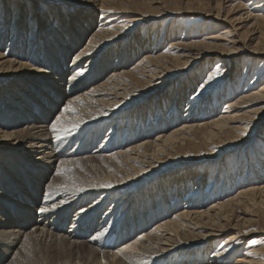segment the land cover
Masks as SVG:
<instances>
[{
    "label": "bare ground",
    "instance_id": "obj_1",
    "mask_svg": "<svg viewBox=\"0 0 264 264\" xmlns=\"http://www.w3.org/2000/svg\"><path fill=\"white\" fill-rule=\"evenodd\" d=\"M74 1L82 7V10L81 12L74 10L72 17L60 18L61 27L58 23L54 25L48 16L42 17L45 19L37 18L38 28H34L29 34L25 51L21 46L25 26L21 24L18 17L12 20L13 23L9 27L0 21V79L11 80L9 85L15 86L13 89H9L7 86L8 91L13 95H16V92L29 94V90L34 91L38 87H42L44 83L46 87L54 91L47 107L41 108V110L40 107L32 105L24 94L19 93L25 97L22 110H25L27 114L21 118L13 113L11 119L3 122L10 130H1L0 171L8 175L7 167L12 164L11 160H13V163L19 166L21 171L27 170V176H29V172H33L37 181L47 179L49 176L59 175L61 178L57 182L49 180L43 186L45 191L43 198L34 200V207L31 206V209L21 208L10 215L4 214V219L0 221V233L4 234L0 237V264L6 261L7 264H17L18 254L13 251L16 245L20 250L46 246L51 251L74 252L77 256V263L83 262V264L85 257L80 255L83 251L97 264H183L178 262L181 258L177 256L188 254V251L194 255L197 253L196 248L187 251L188 247L200 245L199 242H203L207 246L211 238L219 236L218 232L225 230H231L232 233L228 236L235 238L242 227L259 223L260 217L264 219V183L259 184L264 180L263 177L251 179L249 186L242 188L235 196L213 205H207L205 197L200 203L193 202L199 197L200 185H203L206 180L202 173L193 179L195 187L193 190L189 183L185 182L159 193L156 197H152V195L142 199V194L134 196L135 192L129 189L134 181L132 180L133 175L137 171L140 173L148 166H154L153 163L158 164L160 160H163L160 159V154L167 158H174L183 149H189L196 156H200L201 153H204L199 150L200 148H206V150L211 148L205 154V157L210 160L220 156L227 146H235L240 142L246 143L249 137L256 132V128L258 129L264 122V83L256 88L257 84H252V80L248 87L239 89L241 90L239 97L226 102L222 111H218L219 99L215 97L214 101L216 102L212 103L214 109L209 106L207 111L210 113L205 116L193 113V110L198 108L197 102L192 103L189 113L181 115L179 109L181 92L174 91L170 104L172 109L167 111V115H160L156 121L160 126L158 129L161 130L159 134L155 135L156 132H159V130L155 131L156 124L140 122L132 126V122L128 121V123H124L125 126L119 133L116 128H110L103 135L101 141H98L99 136L97 135L113 118L119 119L120 107L126 102L132 103L142 93L165 83H171L174 76L186 72L197 61L215 58L218 63L220 61L228 66V62L236 60L237 57L241 58L244 53L248 54L250 62L252 58L264 60V16L255 15L253 17L252 12H249L250 16L247 15V18L253 22L245 30L240 31L242 27L237 25L242 24L246 19L244 20L241 16L221 18L218 10L213 18L225 24L223 32L205 35L206 37L197 39L198 41L195 42L182 40L180 53L174 48L175 43H171L169 47L163 49L161 37L157 43L153 42V39L146 40L147 43L140 49L137 47L136 50H131V48L125 50L129 51L130 57L139 54L140 57L143 53H149L150 55H143L145 60H142L136 67L133 66L134 68L127 70L128 68L122 67L123 56L119 54L117 63L111 65L110 72L103 81L92 85L94 80L101 78L103 66L107 61L105 52L99 54L101 52L99 50L103 48V45L120 41L123 38L122 43H126L127 36L138 24L143 22V15L134 13V16L129 19L130 23L120 24V27H117L118 30H115L110 24L116 19L125 17L122 14L131 13L128 11V7L138 11L140 6H145L146 3L144 0ZM170 1L174 10H195L192 8L195 4L192 5L190 2L185 3L184 1L183 4V0ZM199 1L196 4L198 8L206 9L208 7L207 1ZM260 1L264 2V0ZM6 7L4 5L2 11L0 8L1 19L8 13L10 7L7 5ZM148 7L147 9L151 12L148 13H157V9ZM110 8L112 15L105 16ZM188 12L190 11L188 10ZM95 14L99 15V19L94 24L89 17ZM69 22L73 23L75 34L80 35L74 34L70 29ZM29 27L30 25L27 28ZM227 32L232 35L226 34ZM257 32L260 33L259 39L252 44V40H254L252 36ZM6 36L10 42L4 49L3 37ZM11 44H13V48ZM72 44L76 46L85 44V46L73 55L67 66L63 67L62 62L72 52ZM27 51H31V55ZM48 52H53L56 55V60H54L56 69L53 67L50 71L47 69V66L50 65ZM155 52L160 53L152 57ZM102 56H104L103 61L98 65ZM84 61H87V67L95 61L97 64L95 66H92L95 63L91 64L88 71L85 70V72L83 69L84 72L81 73L80 68L82 69ZM93 67L100 69V73L93 74ZM261 71L253 76L255 83L259 80L257 76L261 74ZM65 75H68L69 85L65 88L55 87L62 86L61 82ZM192 95L191 93L189 96ZM191 99L194 100L195 97ZM186 101L191 103L188 98ZM70 102L71 108L64 111L65 106ZM187 106V108L190 107ZM241 107L246 109L239 114L237 109ZM218 112L219 116H217ZM58 116L61 117V121L58 130L53 132L51 124ZM144 124V128H141L140 126ZM73 125L76 126L73 127ZM152 132L154 137H149ZM240 132L246 134L240 136ZM85 133L86 135H84ZM133 133L134 135H132ZM262 134L264 135L260 132V135ZM81 137H83L82 140H80ZM76 139L79 140L76 141ZM214 139L224 148L212 149L211 146H215ZM79 143L85 144L81 147L82 149L92 145L95 146V149L90 154H84L90 149L80 151ZM124 143L126 144L124 145ZM71 144L74 146L70 149ZM91 154L104 162L103 173L89 177L84 176L78 168L76 169L79 172L71 169L78 165L79 157L76 155L87 158ZM258 154L255 156L256 161L259 158ZM201 158L203 157L201 156ZM146 159H149V162ZM186 160L190 161L191 157H187ZM71 163H73L72 167ZM261 164L264 162L262 161ZM58 169L62 171L58 173ZM261 169L264 171V166ZM258 174L255 173V177L259 176ZM210 182L206 187L205 194L210 193L215 185L213 180ZM105 183H110L111 187L99 186ZM16 185L23 187L21 183ZM94 185L96 186L94 187ZM209 187L210 190H208ZM96 195L99 197L91 203L76 208L80 202H86ZM0 198H5V194L0 192ZM107 200H110L111 204L98 217L99 208ZM168 201L171 203L168 204ZM178 202L183 204L180 212L175 213L172 217L158 216L160 212L172 210L171 206ZM152 207L154 208L152 209ZM40 208H45L47 211L40 212ZM73 208H75L74 211H72ZM238 210L243 215L252 212V214H256L257 218L254 216L256 219L253 221L251 217H239L234 214ZM144 212H147L145 217L143 216ZM31 213L34 215H30ZM217 217L220 219L217 220ZM66 222L69 223L67 229L64 228ZM9 224L10 228L7 227ZM148 225L150 226L146 229L147 232L144 231L140 234L145 236V239L140 241L135 236H138L139 232ZM112 226L115 227L111 228ZM117 227H119L118 231H116ZM240 244L242 243L240 242ZM230 247L229 244L222 245L218 250H213L209 257L212 259L209 262L215 264H262L264 255L256 258L250 253L238 255V258L232 261L228 258L230 257V249H228ZM168 255L170 258L164 263L167 259H163V257ZM54 258L58 260L56 255ZM197 258V261L208 262L201 259L200 256ZM192 259L194 258L190 259V263L195 262Z\"/></svg>",
    "mask_w": 264,
    "mask_h": 264
},
{
    "label": "rangeland",
    "instance_id": "obj_2",
    "mask_svg": "<svg viewBox=\"0 0 264 264\" xmlns=\"http://www.w3.org/2000/svg\"><path fill=\"white\" fill-rule=\"evenodd\" d=\"M150 1L144 0V2L146 3L145 5L146 8L145 6H140L138 11L137 9H132L128 7L127 9L128 11H131V13L122 14L125 17L112 21V24H110L112 25L111 27L115 28V30H118L117 27H120V24L130 23L129 19L132 18V16H134V13H139L141 16L143 15L142 16L143 22L138 24L136 28L134 29L132 28L133 31L127 36L126 43L124 44L122 43V41L124 40L123 38L120 41H115L112 43L109 42L105 44V46L103 45L102 46L103 48L101 47L102 49L99 50L101 51L99 52V54L105 52L104 54H106L107 56L106 55L104 56H106L105 58L107 61L103 66L101 78L94 80L92 82V85H95L103 81L104 77H106L109 74L111 65H113V63H117L119 54L123 56L121 62L123 68L126 69L128 68L127 70H130L131 68L136 67V65H139V63H141L142 60L146 59L145 56L147 53H143V55L145 56L141 55L139 57L140 55L139 54V55H135L134 57H130L129 51L127 52L125 50L128 48H131V50L132 49L136 50L137 47L140 49L141 47H143V45H145V43H147L146 40L151 41V39H153V42L157 43L160 41L159 37H161V39L163 40L162 41V45L164 47L163 49L169 47L171 43H175L174 48L176 49L177 52L180 53L181 45L183 41L187 42L189 40L195 42L208 36V34L215 35L218 34L219 31L223 32L225 29L224 28L225 24L213 18L215 14H217L218 10L220 11L219 15L221 16V18H224V16L232 17V18L241 16L244 18V20L246 19L242 24L237 25L242 27L240 31L245 30L248 26H250V23L253 22L252 20L247 18L248 17L247 15L250 16L251 12L253 17L255 15L264 16V12H263L264 2H261L260 0H219V1L203 0L205 2L207 1L209 4V5L207 4L208 7H206V9L198 8V5L196 4L200 2L199 0H195V1L191 0L192 2L194 1L193 3L190 0H183V4L184 1L185 3L190 2L192 5L195 4L192 7L195 10L192 11V9H188L190 12H188V10L186 9L185 10L175 9L176 10L175 11L174 8H172L173 6L170 0H158V1L152 0L153 2ZM201 3L203 2L201 1ZM147 4L148 6H150V8L153 7L154 9H157L158 10V11L156 10L157 13L150 14L151 12L147 9L148 7ZM4 5L5 8H7L6 5L9 6L10 8L8 10L7 15L3 16L2 19L0 18V21L4 23L6 27H9V25L13 23L12 20L18 17L21 24L25 26L23 29L24 36L22 38L23 42L21 45L24 51L26 49L25 45H26V40L29 37V34L32 33L34 28L35 29L38 28L37 25L38 17L42 18L44 15L48 16V18H50L51 21L54 22V25L55 23H58L59 27H61V24H59L61 19H64L67 16L72 17L74 10H77L78 12H81L82 10V7L79 6L77 2H75L74 0H69V1L68 0H0V8H2L1 11L4 10L3 9ZM141 11L143 12L141 13ZM107 12L105 16L112 15V13L110 14V12H112L111 8L108 9ZM207 13L208 16H206ZM17 14L19 15L17 16ZM89 19L92 21V23L95 24L99 19V15L95 14L94 16H90ZM29 25L30 27L27 28ZM69 25H70V29L75 34L76 31L72 27L73 23L69 22ZM29 29L32 30L29 31ZM226 34L229 33L227 32ZM259 34L260 33L257 32L252 36L254 39L252 40V44H254L259 39L260 36ZM75 35L77 36L80 34L76 33ZM3 42H4L3 47L5 49V47H8V45L6 44L9 43L10 40L6 36L3 37ZM11 45L13 48V44ZM84 46L85 44H81L79 46L72 44V52L69 53L66 59L62 62L63 67L64 65L67 66L70 63L71 59L73 58V55L77 53L79 50H81ZM16 52L18 53V51ZM27 52L28 54H30L31 51H27ZM160 52H155L152 57L157 56ZM147 55L150 54L148 53ZM247 55L248 54L246 53H244L242 56L240 55L241 58L237 57L236 60L232 62H228L227 63L228 66H225V64L220 61L218 63V61L215 58H214L215 61L214 59L211 60L206 58L203 61H197L193 66L188 68L186 72H182L181 74L174 76L171 79L172 81L171 83H165L157 88L154 87L148 92L142 93V95L139 98H137L135 101L132 100L133 101L132 103L126 102L124 105H122L120 107L121 114L119 116V119L115 120L113 118L112 121H110L101 130V132L97 134L99 136L98 141L99 140L101 141L103 139L104 137L103 135L107 133V131H109L110 128H116V131H118L119 133L121 129L125 126L124 123H128V121L132 122V126L137 125V123L140 122H145V124L146 122H148L152 125L156 124L157 129L155 131L159 130V132H156L155 135L159 134L161 130L158 129L160 128V126L158 125V123H156V121L160 117V115L162 114L167 115V111L169 112V110L172 109V105L170 104L172 102L174 91L181 92V101L179 105L181 115L183 113L184 114L189 113L191 110L192 103L197 102L196 105L198 106V108H196L195 111L193 110V113H196L198 115L200 114L201 116L202 115L205 116L210 113L207 111L209 110L208 108L209 106H211V108L214 109L212 105L216 102L214 101L216 100V98L219 99L218 100L219 105L217 109L218 111H222L223 106L226 105V102L229 100H235L237 97H239L240 95L239 93H241V90L239 89L248 87L252 80H253L252 84L254 85L257 84L255 85L256 88H258L260 85H262V83H264V60L260 61V60H254L255 58H252L250 62L249 61L250 58ZM104 56H102L99 59L98 65L103 61ZM48 60L50 62V65L47 66V69L49 71L52 70L53 67L54 69H56V65L54 61L56 60L55 53L48 52ZM82 64H83L81 66L82 69L80 68L81 73H83L85 70L88 71V69H90L91 64H94L92 66H95L97 64V61L91 63L88 66L89 68L87 67V61H84V63ZM247 67H249V69H247ZM246 69L247 71L245 72ZM99 70L100 69H95V67L92 68L93 74H99L100 73ZM260 70H262L261 74L257 76V79H259L260 81L257 80L255 83L254 82L255 79H253L254 78L253 76H255V74ZM210 75L213 76L211 80H209ZM10 81L11 80L0 79V121L2 123L0 125V136L2 134L1 130H10L9 127L6 126L3 122H6L9 118L11 119L12 118L11 114L16 113V115H18L21 118L25 116V114H27L25 110H22L23 108L22 104L24 101L23 99H25V97H23L21 94L24 93L16 92V95L10 93L7 89V86L9 89L15 88L14 85L11 86L9 85ZM61 84L62 86H55V87L65 88L67 87V85H69L68 75L64 76V79H62ZM53 92L54 91L51 88L46 87L44 83L42 87H38L34 91L29 90V94H24V96L28 98V101H30L32 105L36 107H40L41 110V108L47 107L48 102L51 100L53 96ZM191 93L193 95L189 96ZM190 97L191 98L195 97L196 101L195 99L192 100ZM187 98L189 102L191 100V103H188L186 101ZM187 105H189L190 107L187 108L188 107ZM245 109H246L245 107H241L237 110L239 114H241L244 112ZM184 110H186L187 112ZM217 116H219V112ZM145 124L140 127L144 128ZM260 132L264 133V122L262 126H260L258 129L256 128V132L252 134L251 137H249V140H247L246 143L240 142L238 145L236 144L235 146L234 145L227 146L225 147L226 149L223 151V153L220 154V156L214 157L213 159L210 160L207 157H205V154H207V151L211 148H208L207 150L206 148L205 149L200 148L199 150L201 152H204L201 153L200 156H196L194 152H191L189 149H183L182 152L177 153L176 154L177 157L174 158L172 157L167 158L165 155L160 154L159 157H161L160 159L163 160H160L158 164L153 163V165L155 164L156 166L155 165L148 166L146 169L141 170L140 173H138L137 171L135 175H133L132 180L134 181H132V184L130 185L129 189H131L132 192H135L134 196L142 194V199L146 197L148 198L152 195H153L152 197H156V195H159V193L169 190L173 186L185 182H188L190 188L193 190L195 188L193 179L196 178L197 175L202 173L205 176L206 180L203 185H200V193H198L199 197L197 198V200H193V202L196 201V203L198 202L200 203L201 201H203L204 197H205V201H207V205H213L215 203H218L219 201L220 202L225 201L228 198H231L235 196L237 193H239V191H241L242 188L249 186V184L251 183V179L254 178L257 179L261 177H263L264 179V171L261 169L264 166V164H261L262 161L264 162V151H263L264 135L263 134L260 135ZM153 134L154 133L152 132V134H150L149 137H154ZM84 135H86V133ZM132 135H134V133ZM82 139L83 137H81L80 140ZM78 140L79 139H76V141ZM213 141L215 146L212 145L211 146L213 147L212 149L218 150L224 148L219 144V142L216 139H214ZM125 144L126 143H124V145ZM73 146L74 144H71L70 149L73 148ZM83 146H85L84 143L81 144L79 143L78 147L80 151L90 149L89 151L84 152V154H90V152L95 149L94 145L86 149H82L81 147ZM257 153H259L258 161L255 160V156ZM76 156L79 157L78 165L77 167L71 168L72 170L78 172L80 170L84 176H89V177L104 172V162L94 157L93 154H91L87 158L80 157L79 155ZM201 156L203 158H201ZM187 157H191V160L187 161L186 160ZM146 160L147 162H149V159ZM11 162L12 164L7 167V170L9 171L8 175L7 173L0 171V192L5 194V198L2 199L0 198V221L4 219V214L10 215L11 213L21 208L31 209V206L34 207V200H36L37 198L42 199L43 195L45 194L43 186L46 185L49 180L53 182H57L61 180V178L58 175L56 177L49 176V178L47 179L45 178L40 181H37L36 176H33V172H31L32 174L29 172V176H27L26 175L27 170L21 171L19 166L13 163L14 162L13 160H11ZM70 165L72 167L73 163H71ZM250 166H253L254 168ZM76 168H78L79 170ZM255 173H259L258 174L259 176L255 177ZM212 180L214 181L215 185L214 187H212L210 193L208 192L205 194L206 187H208L209 183H211L210 181ZM18 183H21L23 187L16 185ZM262 183H264V180L259 184ZM32 184L33 186L31 187ZM174 189L177 188L174 187ZM208 190H210V187L208 188ZM207 195L208 197H206ZM97 197L99 196L96 195L89 198L88 201L86 202H80L76 206V208H80L84 205L91 203ZM170 200L173 201V199ZM181 202H178L177 204H173L171 206L172 210H168L167 212L166 211L160 212L158 216L172 217L173 215H175V213L177 214L183 208L182 206L183 204H181ZM170 203L171 202L168 201V204ZM110 204H111L110 200L104 201L102 206L99 208L100 211L98 212L97 216L98 217L101 216L102 213L109 207ZM153 208L154 207H152V209ZM74 209L75 208H73L72 211H74ZM240 213L241 212L238 210V212L236 211L234 214L238 215L239 217L243 216L242 218L251 217L253 221L257 218L255 216L256 214H252V212L246 213L249 216ZM146 214L147 212H144L143 216L145 217ZM30 215H34V213H31ZM219 219L220 217H217V220ZM232 223L234 222L232 221ZM68 225L69 223L66 222L64 224V228L67 229ZM149 226L150 225L143 228L142 231L139 232L138 236L135 237H138L140 241H143L145 239V236H141L140 234L144 231L147 232L146 229H148ZM7 227L10 228V224L7 225ZM114 227L115 226H112L111 228ZM259 227L261 230L259 229ZM118 230L119 227H117L116 231ZM218 233L219 236L211 238L212 242L208 241L209 243L207 244L210 246H208L207 244H206L207 246H205L203 242H199L198 244L200 245H194L188 247L187 251L192 248H196L197 249L196 255L188 251V254L186 253L184 255L182 254V256L180 255L177 256L181 258L180 260L177 259L178 262H182L183 264H215L209 262L210 259H212L209 257L212 255L213 250L216 251L222 245H228V244L231 245V247L228 248L230 249V257L228 258L232 259V261L236 260V258H238V255H242L243 253H251L250 255L256 258L257 257L259 258V256L261 255H264V219L261 217L259 223H252L249 226L247 225L242 227L241 231L239 232V234L236 235L235 238L232 237L229 238L228 235L232 233L231 230H225L223 232H218ZM2 236H4V234L0 233V237ZM251 241H257L258 243H251ZM240 242L242 244H240ZM203 250L204 252H202ZM13 251L17 252L18 254V258L16 259L17 264H81V263L83 264V262L77 263L76 261L77 256L74 252L65 253L64 251L63 252L60 251L56 252L55 250L51 251L46 246H40L37 249L30 248V249L20 250V248H18V245H16L14 246ZM54 255H56L58 260H55ZM80 255H84L85 257L83 259V261L85 262L84 264H97L96 262H94L92 257L88 258L84 253V251L81 252ZM198 256H200L201 259L203 258L208 262L204 263L201 261H197ZM168 258H170V255L163 257V259H167L166 261H164V263L168 261ZM191 258H194L192 259V261L195 260L194 263L189 262ZM3 264H7V261L4 262ZM262 264H264V258Z\"/></svg>",
    "mask_w": 264,
    "mask_h": 264
},
{
    "label": "snow or ice",
    "instance_id": "obj_3",
    "mask_svg": "<svg viewBox=\"0 0 264 264\" xmlns=\"http://www.w3.org/2000/svg\"><path fill=\"white\" fill-rule=\"evenodd\" d=\"M213 78V76L212 75H210L209 76V80H211ZM71 108V102L69 103V105H66L65 106V109H64V111H68L69 109ZM73 111H74V109H72ZM60 121H61V117H57L56 118V120L51 124V129H52V131L53 132H56L57 130H58V125L60 124ZM76 125H73V127H75ZM246 133L245 132H240L239 133V135L240 136H244ZM61 163H63V162H61ZM60 171H62L61 169H58V173L60 172ZM96 185H94V187H95ZM99 186H101V187H111V184L110 183H105V184H103V185H99ZM39 211L40 212H45V211H47V209H45V208H40L39 209ZM251 243H258L257 241H251ZM251 254V253H250Z\"/></svg>",
    "mask_w": 264,
    "mask_h": 264
}]
</instances>
